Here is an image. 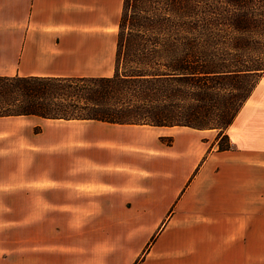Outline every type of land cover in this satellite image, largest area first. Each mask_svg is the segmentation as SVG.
<instances>
[{
	"label": "crops",
	"instance_id": "obj_1",
	"mask_svg": "<svg viewBox=\"0 0 264 264\" xmlns=\"http://www.w3.org/2000/svg\"><path fill=\"white\" fill-rule=\"evenodd\" d=\"M112 5L0 0V76H111L116 34L105 49L87 31ZM52 121L0 118V137L72 143L28 152L10 189L25 235L0 239V264H264V75L225 150L216 130L63 121L88 124L67 134Z\"/></svg>",
	"mask_w": 264,
	"mask_h": 264
},
{
	"label": "trees",
	"instance_id": "obj_2",
	"mask_svg": "<svg viewBox=\"0 0 264 264\" xmlns=\"http://www.w3.org/2000/svg\"><path fill=\"white\" fill-rule=\"evenodd\" d=\"M264 75V0H122L109 77L0 76V118L226 129Z\"/></svg>",
	"mask_w": 264,
	"mask_h": 264
},
{
	"label": "rangeland",
	"instance_id": "obj_3",
	"mask_svg": "<svg viewBox=\"0 0 264 264\" xmlns=\"http://www.w3.org/2000/svg\"><path fill=\"white\" fill-rule=\"evenodd\" d=\"M112 2V8L108 9L105 13H98L96 18L97 23L95 24V26H92L94 28L87 31L88 33H90V35H92L93 33H98V36L106 33L107 35L100 40L105 49L109 47L108 35H112V39L114 40L115 34H117V27L115 25V20H117L118 13L117 0H112ZM81 16V20L82 22H84V20L86 19L85 15L82 14ZM90 16L92 17V15H89V17ZM85 34H87L86 31L82 29V43L85 39ZM49 123H51V125H53L56 130L65 132L67 134H71L73 132L81 133V130L84 128V126L88 125L87 122L52 121ZM32 133H41L40 126H34ZM36 139L39 138L0 137V239H3L5 241L10 237L17 236L15 235L17 231L20 232V235H25L24 226H20L23 225V223L11 220L12 218H16V215H21L24 213V205L22 200L14 198L15 192L10 191V189L14 184L16 185L19 183H23L24 167L28 160L26 157L29 154L28 152L30 150H34L38 153L39 157V152L40 150H42V147H44V145L48 144L49 148L54 150L58 148V145L62 146L72 144L71 142H33V140ZM165 140L163 141L170 144V138ZM215 140H217V137L215 138ZM11 157L13 158L12 162H10V159H12ZM36 162H39V159ZM164 224L165 223H163L162 226Z\"/></svg>",
	"mask_w": 264,
	"mask_h": 264
}]
</instances>
